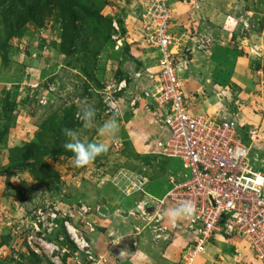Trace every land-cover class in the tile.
<instances>
[{
    "label": "rangeland",
    "instance_id": "obj_1",
    "mask_svg": "<svg viewBox=\"0 0 264 264\" xmlns=\"http://www.w3.org/2000/svg\"><path fill=\"white\" fill-rule=\"evenodd\" d=\"M88 1L116 30L102 47L88 18L74 21L78 36L70 41L63 0H0V264H186L193 232L172 229L163 215L162 235L153 236L138 208L142 200L147 209L149 200L161 199L186 170L180 159L156 153L157 136L169 131L158 134L161 112L138 99L152 88L149 75L159 63L141 28L144 0ZM167 1L189 112L237 122L251 165L264 172V0ZM84 5L75 0L72 8ZM31 6L39 12L28 19ZM11 24L17 33L8 34ZM85 100L96 109L92 126L81 121L72 130L109 149L77 167L74 156L52 150L66 151L70 138L59 130L69 111L76 117L87 107ZM114 114L118 131L101 136L100 126ZM161 200L160 213L174 207ZM64 221L75 229L71 236L87 240L92 259L75 258ZM32 241L42 243L39 252ZM28 247L39 255L23 258ZM190 264L261 263L241 237L214 234Z\"/></svg>",
    "mask_w": 264,
    "mask_h": 264
},
{
    "label": "built area",
    "instance_id": "obj_2",
    "mask_svg": "<svg viewBox=\"0 0 264 264\" xmlns=\"http://www.w3.org/2000/svg\"><path fill=\"white\" fill-rule=\"evenodd\" d=\"M144 3L141 28L148 42L156 48L159 62L157 71L149 76L153 84L147 96L149 105L161 112L160 125L169 131L166 138L156 141V153L180 159L187 170L172 180L161 199L168 200L174 207L185 200L196 205L192 217L181 219L175 225L170 222L172 229L184 226L194 234L183 255L184 262H193L211 236L218 234L241 237L255 258L264 264V172L251 165L250 145L243 143L237 134V122L189 112L183 83L175 68L179 42L169 31L172 9L167 0H144ZM125 83L121 80L118 88H124ZM135 100L132 99L129 106H133ZM250 139L253 140L254 135ZM139 182L144 183L141 179ZM154 199L151 212L145 209V200L138 208L145 215L144 224L150 233L160 236L158 231L164 229L161 230L157 221L165 216L160 211L166 203L157 197ZM154 226H157L156 233ZM134 237L129 235L130 240ZM73 239L78 246L75 255L82 254L84 260L87 256L92 259L87 240L75 233Z\"/></svg>",
    "mask_w": 264,
    "mask_h": 264
},
{
    "label": "clouds",
    "instance_id": "obj_3",
    "mask_svg": "<svg viewBox=\"0 0 264 264\" xmlns=\"http://www.w3.org/2000/svg\"><path fill=\"white\" fill-rule=\"evenodd\" d=\"M126 82V81H125ZM84 103L87 105V107L81 109L77 112L76 118L78 120L83 121L84 127L88 128L92 126L93 118L96 114V109L92 104H88V102L85 100ZM82 113V114H81ZM119 125L117 122V119L115 118V114L112 119L106 120L99 128V133L101 136H115L116 132L118 131ZM62 133L69 137L70 139L63 144V147L66 151H70L74 154L73 163L77 167H84L89 164H91L95 158L103 153H106L109 149V145L104 142H87V141H81L78 138L77 132L73 131L72 129H69L68 127H64L61 129ZM143 201V200H142ZM149 202H153L150 201ZM155 202H153L154 205ZM152 205V206H153ZM152 206H148L147 210L148 212H151L149 208H152ZM80 211V210H78ZM196 213V205L191 200H185L179 203L178 206L169 208L165 212V216L169 219V221L175 225L177 221L181 219H186L189 217H192ZM54 218L53 220H55ZM64 227L66 228V231H68L70 239L74 241L73 236L71 234L73 233L72 230L74 227H71L70 224L66 221L63 223ZM194 235V234H193ZM129 236V235H127ZM194 237V236H193ZM129 240V239H128ZM130 241V240H129ZM192 240L189 242L192 243ZM39 243L40 249L42 248V243ZM76 244V242L74 241ZM88 243V242H87ZM89 244V243H88ZM77 246V244H76ZM32 249V248H31ZM78 251V246L77 250ZM198 256V254H197ZM75 258L78 260L83 261L82 254L75 255ZM196 258V257H195Z\"/></svg>",
    "mask_w": 264,
    "mask_h": 264
},
{
    "label": "trees",
    "instance_id": "obj_4",
    "mask_svg": "<svg viewBox=\"0 0 264 264\" xmlns=\"http://www.w3.org/2000/svg\"><path fill=\"white\" fill-rule=\"evenodd\" d=\"M50 1L51 0H46V2H50ZM63 1H64V4H65L66 13L68 15L67 19H65L63 22H64V25L67 26L65 24V22L68 21L69 25L71 26V27H69V26L65 27V29L68 28V30H70V31L72 30L73 31L71 33L72 36L69 37V39H70V41H72V43H73L75 37L78 36L77 35V29L74 26V21L77 18H79V17H82V19L83 18H88V20L92 23V24H90L91 28H93V30L95 32V35H96V38L100 39L101 47L104 44H106L108 40L110 41V36L112 35V33L114 31H116L115 27L113 25V22H111L110 19L102 17V15L99 13V9L98 10H94L93 9V4L92 5L89 4L88 0H80V1H83V3L85 5L84 6H80L79 11L76 12L72 8L73 7L72 5H73L75 0H63ZM98 1L100 2V4H104V2H101L100 0H98ZM56 5H58V4H56ZM35 9H36L35 6H31V8H27V10H28L27 11L28 19H32L33 17H35V14L37 12H39V11H36ZM14 22H15L17 27L22 23L17 17H15V21ZM8 27L11 29V30H8L9 31L8 34H15V32L17 33V30H13L14 27H15L13 24L9 25ZM98 49L95 52H93L92 55H97V53L99 51ZM259 66H260L259 63H256L254 65V69L258 70ZM128 75L132 76V74H128ZM121 76H123V75H120V76L118 75V78H120ZM80 124H81V120H78L75 117V114L73 112L69 111L67 117L65 118L64 122L62 123V128L68 127L69 129H72L76 125H80ZM237 129H239V128H237ZM59 131L61 132L62 135H64L61 130H59ZM55 149L52 150L53 154H55V155H60V154L64 153L67 156H71V157L74 156V154L72 152H70V151H62V150H60L59 146H57V145H56ZM21 163H23V161H18L16 166L22 165ZM166 190H167V187H166ZM152 205H153V202H150V207ZM38 208H40V207H38ZM40 210H42V208ZM60 227L64 228V227L61 226V224H60ZM65 237H66L67 241L71 242L68 239L69 237L67 235H65ZM38 255L39 254H37L30 247H28L27 251L25 253H23L21 256L23 258H29L30 260H32L31 257H37ZM29 263H31V261Z\"/></svg>",
    "mask_w": 264,
    "mask_h": 264
},
{
    "label": "crops",
    "instance_id": "obj_5",
    "mask_svg": "<svg viewBox=\"0 0 264 264\" xmlns=\"http://www.w3.org/2000/svg\"><path fill=\"white\" fill-rule=\"evenodd\" d=\"M154 70H156V67H154ZM154 72H155V71H154ZM149 76H151V73H150ZM150 87H151V86H150ZM149 90H150V88H149ZM138 99H140V100H144V99H145V100H148V102H149V98H148V96H146V98H145V97H142V98L140 97V98H138ZM138 102H139V101H138ZM148 105H149V103H148ZM145 106H146V105H145ZM112 107H113V105H112ZM159 129H163L161 125H158V131H157L158 134L160 133ZM154 133H156V132H154ZM164 135H165V134H164ZM157 139H164V137H158V136H157ZM155 149H156V146H155Z\"/></svg>",
    "mask_w": 264,
    "mask_h": 264
},
{
    "label": "water",
    "instance_id": "obj_6",
    "mask_svg": "<svg viewBox=\"0 0 264 264\" xmlns=\"http://www.w3.org/2000/svg\"><path fill=\"white\" fill-rule=\"evenodd\" d=\"M221 222H222V220H221ZM31 246H32V248H33V250H37V252H39L38 250L40 249V247H39V243L38 242H31Z\"/></svg>",
    "mask_w": 264,
    "mask_h": 264
},
{
    "label": "bare ground",
    "instance_id": "obj_7",
    "mask_svg": "<svg viewBox=\"0 0 264 264\" xmlns=\"http://www.w3.org/2000/svg\"><path fill=\"white\" fill-rule=\"evenodd\" d=\"M199 114H201V113H199ZM172 183V182H171Z\"/></svg>",
    "mask_w": 264,
    "mask_h": 264
}]
</instances>
